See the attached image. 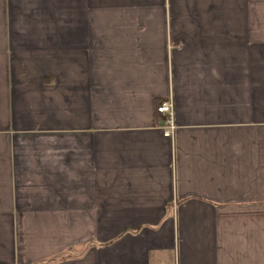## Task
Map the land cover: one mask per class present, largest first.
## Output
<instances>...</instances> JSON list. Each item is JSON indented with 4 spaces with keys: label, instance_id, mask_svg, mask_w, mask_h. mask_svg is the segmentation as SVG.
Here are the masks:
<instances>
[{
    "label": "crops",
    "instance_id": "0c3cea01",
    "mask_svg": "<svg viewBox=\"0 0 264 264\" xmlns=\"http://www.w3.org/2000/svg\"><path fill=\"white\" fill-rule=\"evenodd\" d=\"M0 264H264V0H0Z\"/></svg>",
    "mask_w": 264,
    "mask_h": 264
},
{
    "label": "built area",
    "instance_id": "2783aa9c",
    "mask_svg": "<svg viewBox=\"0 0 264 264\" xmlns=\"http://www.w3.org/2000/svg\"><path fill=\"white\" fill-rule=\"evenodd\" d=\"M158 112L166 115L164 133L167 136H173L176 130L174 121V106L172 101H164L158 106Z\"/></svg>",
    "mask_w": 264,
    "mask_h": 264
}]
</instances>
